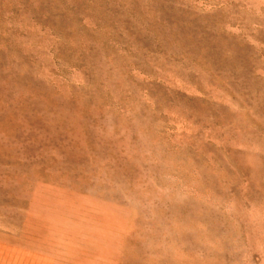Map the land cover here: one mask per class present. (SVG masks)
<instances>
[{
    "label": "rangeland",
    "instance_id": "obj_1",
    "mask_svg": "<svg viewBox=\"0 0 264 264\" xmlns=\"http://www.w3.org/2000/svg\"><path fill=\"white\" fill-rule=\"evenodd\" d=\"M0 264H264V0H0Z\"/></svg>",
    "mask_w": 264,
    "mask_h": 264
}]
</instances>
